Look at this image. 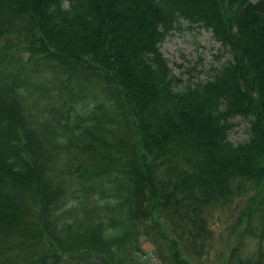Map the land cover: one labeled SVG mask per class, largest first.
Returning <instances> with one entry per match:
<instances>
[{"label": "trees", "instance_id": "16d2710c", "mask_svg": "<svg viewBox=\"0 0 264 264\" xmlns=\"http://www.w3.org/2000/svg\"><path fill=\"white\" fill-rule=\"evenodd\" d=\"M182 20L230 53L206 79L159 49ZM235 197L229 264H264V0H0V264H191Z\"/></svg>", "mask_w": 264, "mask_h": 264}, {"label": "rangeland", "instance_id": "374dc122", "mask_svg": "<svg viewBox=\"0 0 264 264\" xmlns=\"http://www.w3.org/2000/svg\"><path fill=\"white\" fill-rule=\"evenodd\" d=\"M159 49L171 73L191 77L193 81L206 79L212 66H220L230 57L229 51L213 38L211 31L187 20H182L165 37ZM230 121L228 139L235 144L248 139L249 120L234 115ZM242 206V199L235 197L230 204L221 205L212 211L207 250L201 256L192 258L191 264H229V256L236 248V252L242 255L255 249L258 237L241 231L238 215ZM141 246L150 256L156 250L155 245L145 237L141 238ZM153 262L166 264L159 255L153 257Z\"/></svg>", "mask_w": 264, "mask_h": 264}]
</instances>
